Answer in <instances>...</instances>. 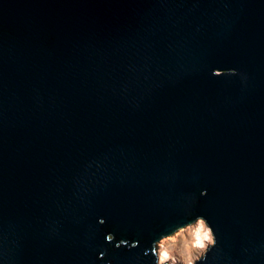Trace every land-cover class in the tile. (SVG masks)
Returning <instances> with one entry per match:
<instances>
[{
    "label": "water",
    "instance_id": "water-1",
    "mask_svg": "<svg viewBox=\"0 0 264 264\" xmlns=\"http://www.w3.org/2000/svg\"><path fill=\"white\" fill-rule=\"evenodd\" d=\"M264 264V0H0V264Z\"/></svg>",
    "mask_w": 264,
    "mask_h": 264
},
{
    "label": "rangeland",
    "instance_id": "rangeland-1",
    "mask_svg": "<svg viewBox=\"0 0 264 264\" xmlns=\"http://www.w3.org/2000/svg\"><path fill=\"white\" fill-rule=\"evenodd\" d=\"M204 223V232L210 231L212 235V241L208 242L206 239L205 245L199 243L198 240V223ZM183 232V235H180ZM214 242V236L211 228L208 226L205 220L200 219L192 225H188L171 236H167L158 242V250L163 249L168 252L170 259L175 261L176 264H195L197 258H200L207 248Z\"/></svg>",
    "mask_w": 264,
    "mask_h": 264
},
{
    "label": "bare ground",
    "instance_id": "bare-ground-1",
    "mask_svg": "<svg viewBox=\"0 0 264 264\" xmlns=\"http://www.w3.org/2000/svg\"><path fill=\"white\" fill-rule=\"evenodd\" d=\"M198 225H199V228L197 229L198 230L197 235H198L199 243L202 245H205L206 239L208 240V242H211L212 241V235L210 234V231L209 230L207 232L203 231L205 229L204 223L200 222V223H198ZM180 235H183V232H180ZM205 237H207V238H205ZM158 256H159L160 262H166L167 260L170 259L168 252L163 250V249L160 250V255H159V250H158ZM170 264H176V262L170 261Z\"/></svg>",
    "mask_w": 264,
    "mask_h": 264
},
{
    "label": "clouds",
    "instance_id": "clouds-1",
    "mask_svg": "<svg viewBox=\"0 0 264 264\" xmlns=\"http://www.w3.org/2000/svg\"><path fill=\"white\" fill-rule=\"evenodd\" d=\"M205 238H207V237H205Z\"/></svg>",
    "mask_w": 264,
    "mask_h": 264
}]
</instances>
